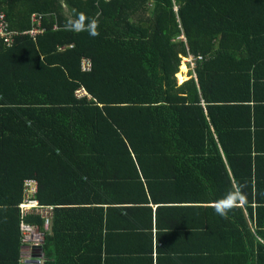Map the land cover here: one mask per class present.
<instances>
[{
    "label": "trees",
    "instance_id": "1",
    "mask_svg": "<svg viewBox=\"0 0 264 264\" xmlns=\"http://www.w3.org/2000/svg\"><path fill=\"white\" fill-rule=\"evenodd\" d=\"M73 10L99 35L66 31ZM0 13L12 33L0 36L1 264H26V178L55 207L45 245L26 256L42 261L29 264L153 262V232L175 203L190 205L180 207L195 231L207 211L228 233L210 240L211 259H233L239 241L242 264H264V232L257 239L246 216L264 0H0ZM189 55L195 69L179 84ZM232 191L244 201L225 218L212 204ZM27 220L45 230L39 215ZM132 237L144 257L123 253Z\"/></svg>",
    "mask_w": 264,
    "mask_h": 264
},
{
    "label": "crops",
    "instance_id": "2",
    "mask_svg": "<svg viewBox=\"0 0 264 264\" xmlns=\"http://www.w3.org/2000/svg\"><path fill=\"white\" fill-rule=\"evenodd\" d=\"M258 96L264 100V90L259 91ZM253 142L255 145L254 153H256L254 159V186L256 185V188L254 190L255 195L253 196V200L256 203H253V214L247 210L246 216L252 233L258 239V232H264V108L260 106L254 111L253 116ZM215 203L212 205L215 206ZM175 204L180 205L168 206L171 209L167 211V217L161 218L162 224L168 223V225L159 227L154 222L158 227L153 232V262L131 259L129 260L131 264H242L243 248L239 241L233 259H230L231 257L229 255L227 259H223L221 256L211 259L210 249L213 244H211L210 240L215 234L222 235L228 233L219 228L220 224L211 227V223L206 220L207 211L201 216V227L199 231H195L192 227L194 215L189 210L182 211L183 207H180H190V205ZM207 217H212V215H207ZM135 241H137V238L132 237V242H127L125 246H122V249L127 251L123 253L127 256L142 258L144 257L143 255H135L133 251L135 249H141L145 241L143 238L139 244H135ZM231 248L232 246H230ZM24 250L25 255L22 263L29 264L30 258L28 260L26 256L30 255V247L25 245ZM34 262L39 263V261ZM1 263H4L2 259H0ZM117 263L119 262L115 260L114 264Z\"/></svg>",
    "mask_w": 264,
    "mask_h": 264
},
{
    "label": "built area",
    "instance_id": "3",
    "mask_svg": "<svg viewBox=\"0 0 264 264\" xmlns=\"http://www.w3.org/2000/svg\"><path fill=\"white\" fill-rule=\"evenodd\" d=\"M39 19V17H38ZM36 20V17H34ZM40 24V19L38 21ZM45 31V30H43ZM35 35V31L32 32ZM0 36L6 37L7 40H10L12 33L9 31L8 22L5 19V15L0 13ZM188 59L192 65L193 57ZM84 69L91 70L92 63L91 60H84ZM80 96H85L87 93L85 90L80 91ZM39 191V185L36 178H26L24 181V190H23V200L19 205L20 209V231H22V242L30 246V250L40 249L45 245L49 231H52L53 220H54V206L42 205L37 199V194ZM31 215H39L43 220H45V230H41L38 226L28 222L27 218ZM42 256L35 259H30L29 263H34V261H42Z\"/></svg>",
    "mask_w": 264,
    "mask_h": 264
},
{
    "label": "clouds",
    "instance_id": "4",
    "mask_svg": "<svg viewBox=\"0 0 264 264\" xmlns=\"http://www.w3.org/2000/svg\"><path fill=\"white\" fill-rule=\"evenodd\" d=\"M64 28L72 32H88L90 36H98V21L95 18H88L85 13L73 10V16L68 18ZM244 201L243 195L238 191H232L224 198L216 201L215 211L222 217H227L228 212Z\"/></svg>",
    "mask_w": 264,
    "mask_h": 264
},
{
    "label": "rangeland",
    "instance_id": "5",
    "mask_svg": "<svg viewBox=\"0 0 264 264\" xmlns=\"http://www.w3.org/2000/svg\"><path fill=\"white\" fill-rule=\"evenodd\" d=\"M183 38V37H181ZM192 57V56H191ZM186 58L187 59H191L190 58V55L188 57H182V65L180 67V73L182 74V80L179 78V76L177 75V78H178V82L179 84H182L183 82H185L186 80H188L190 77H189V73L192 71H194L195 69V63L194 65H192L191 63L187 64L186 62ZM192 61H194V57L192 59Z\"/></svg>",
    "mask_w": 264,
    "mask_h": 264
},
{
    "label": "bare ground",
    "instance_id": "6",
    "mask_svg": "<svg viewBox=\"0 0 264 264\" xmlns=\"http://www.w3.org/2000/svg\"><path fill=\"white\" fill-rule=\"evenodd\" d=\"M178 10H179V5L176 3V4H175V11L178 12ZM186 62H187V64L191 63L187 58H186ZM24 245H26V244H24ZM26 246L30 247L29 245H26ZM41 248H42V247H41ZM29 258H30V257H29ZM29 258H27V259L29 260Z\"/></svg>",
    "mask_w": 264,
    "mask_h": 264
}]
</instances>
